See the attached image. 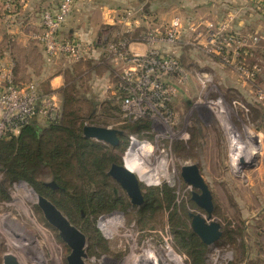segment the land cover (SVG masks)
I'll return each mask as SVG.
<instances>
[{
  "label": "rangeland",
  "instance_id": "rangeland-1",
  "mask_svg": "<svg viewBox=\"0 0 264 264\" xmlns=\"http://www.w3.org/2000/svg\"><path fill=\"white\" fill-rule=\"evenodd\" d=\"M110 32L102 40L119 35L110 37ZM135 42L144 43L147 49L146 41ZM191 42H183L184 48L198 49V45L193 44L195 41ZM198 51L191 49L192 57L185 54L188 52L179 55H184L189 78L178 86L168 105L173 117L171 123L161 121L158 112L144 116L141 123L127 122L113 85L117 61L102 56L94 58L99 66L89 77V88H84L96 102V107L84 125L122 130L120 149L113 150V153L123 163L122 157L129 149L125 163L142 179V192L146 188L169 187L175 198L170 207L163 203V208L147 222L139 223L137 209L144 203L139 206L131 204L124 189L109 175L113 194L123 200L122 204L91 214L82 210L84 219L61 199L58 192L52 193L53 200H49L66 217L62 206L69 211L77 223L72 224L80 229L86 220L85 223H90L102 238L101 246L91 247L90 239L85 236L87 264H134L136 257L142 258L143 264H153L147 253L152 250L163 264H180L177 254L184 264H190L176 243L172 222L181 221L191 231L189 213L198 212L204 217L207 213L191 200V192L199 190L186 184L180 175L181 166L186 164L198 165L212 195L211 219L221 225L220 239L211 245L205 244L204 264H256L257 259V264H264V104L257 101L249 79L239 75L229 64L205 58ZM233 61L238 59L230 62ZM201 79H205L204 87ZM256 82L264 87V72H258ZM107 99H112L119 110L105 111L102 103ZM216 100L222 109L219 112L211 107L210 102ZM124 125L128 126L122 128ZM136 126L143 127L137 131ZM135 134L136 139L130 147V136ZM91 140L106 148L113 147ZM239 145L248 158L242 156ZM240 158L248 163L240 166ZM1 180L4 181L2 172ZM37 180H43L45 185L52 181L46 172L40 173ZM6 183L9 199L0 201V264L6 254L12 255L20 264H67L69 248L57 230L46 222L36 199L24 196L22 186L32 187L22 180ZM228 235L234 240L226 243L222 237L227 239Z\"/></svg>",
  "mask_w": 264,
  "mask_h": 264
},
{
  "label": "built area",
  "instance_id": "built-area-1",
  "mask_svg": "<svg viewBox=\"0 0 264 264\" xmlns=\"http://www.w3.org/2000/svg\"><path fill=\"white\" fill-rule=\"evenodd\" d=\"M76 0H60L55 11L44 10L40 13L38 29L30 32V40L42 46L47 61L63 59L66 68L86 58H96L95 50L91 44H82L76 41L60 39L58 33L72 12ZM17 0H0V6L5 10L16 8ZM136 14L134 10H125L122 17L125 19ZM182 24L180 18L175 16L168 23L160 27H150L139 34L138 40H144L147 49L138 52L128 48L127 39L102 40L99 47L106 60L117 61L114 70L113 83L116 96L120 99V108L129 121L147 117L151 112H158L161 121L172 122L173 117L168 110L172 97L178 86L189 78V71L181 63L179 55L175 52H165L159 47L161 43L176 45L180 41ZM207 30V44H198V47L207 55H214L218 60L232 66L239 75L251 81V87L257 95V101L264 104V87L256 82V75L262 70L261 63L255 61L246 63L240 58L239 39L232 34L224 33V26L213 27ZM130 28L127 31H132ZM259 37L252 36L251 43H257ZM189 38L185 44H192ZM236 62H230L231 60ZM204 87L205 79L200 80ZM212 108L221 111L219 101H211ZM62 113L61 100L54 93H41L38 85L33 81H18L12 72H8L3 85L0 87V139L15 136L20 129L30 123L45 126L59 120ZM164 114V116H162ZM137 136H130V147ZM137 141H139L137 139ZM129 147V148H130ZM129 149L122 157L123 163ZM169 247V246H168ZM167 247V248H168ZM171 248V247H169ZM173 251V249H172ZM174 252V251H173ZM156 262L161 258L152 250ZM146 253V255H147ZM177 254L176 252H174ZM180 264H184L182 257ZM145 256V255H144ZM143 256V257H144ZM136 257L134 264H141ZM143 263V262H142ZM177 264V263H176Z\"/></svg>",
  "mask_w": 264,
  "mask_h": 264
},
{
  "label": "trees",
  "instance_id": "trees-1",
  "mask_svg": "<svg viewBox=\"0 0 264 264\" xmlns=\"http://www.w3.org/2000/svg\"><path fill=\"white\" fill-rule=\"evenodd\" d=\"M143 30L139 27L124 31L115 39L135 41ZM179 59L184 65V55ZM82 66L85 69H81ZM98 66L94 58L89 57L72 63L63 70L64 84L58 89L62 109L59 120L45 126L30 123L23 126L17 135L0 139V172L4 176V181H0V201L9 199L6 182L22 180L48 199H52V193L58 192L61 199L69 203L81 218L82 210L86 209L91 214L122 204L123 200L113 194L107 174L112 163L121 164L119 157L113 153V150L120 149V145L106 148L101 143L82 136V127L93 116L96 107V102L88 96L86 90L89 88V77ZM110 74L112 75L111 72ZM84 76L86 77L83 78ZM38 87L41 93L51 92L47 82L38 84ZM102 105L108 112L119 110L112 99L103 101ZM127 122L137 124L143 121L139 119ZM142 127L135 128L140 131ZM42 172L50 176L57 188H50L43 180H37ZM143 198L144 205L137 209L139 223L147 222L156 211L163 208V203L170 207L175 195L169 187H155L146 188ZM62 207L70 222L75 224L69 211ZM85 221L79 227L90 239V246H101V236ZM172 230L177 245L185 252L190 264H204L207 246L181 221L172 222ZM222 238L226 243L234 240L229 235L227 239ZM243 255L246 257V250Z\"/></svg>",
  "mask_w": 264,
  "mask_h": 264
},
{
  "label": "crops",
  "instance_id": "crops-1",
  "mask_svg": "<svg viewBox=\"0 0 264 264\" xmlns=\"http://www.w3.org/2000/svg\"><path fill=\"white\" fill-rule=\"evenodd\" d=\"M59 1L17 0L16 8L11 10L0 6V87L11 71L18 81H33L37 85L47 82L50 93L61 100L58 89L64 84V60L47 61L42 46L30 40V32L39 27L40 13L55 11ZM125 10H134L136 14L125 19L122 17ZM175 16L182 24L180 41L176 45L161 43L159 47L163 51L178 55L188 52L185 54L192 57L191 49L198 51L200 48H184L186 40L190 38L195 41L193 44L205 45L207 27L223 25L224 33L232 34L240 41L239 59L246 63L259 61L264 72V0H76L58 36L93 45L96 47L93 55L98 57L99 45L109 31L110 37H114L130 28L160 27ZM252 36L259 37L257 43H251ZM128 48L138 52L146 50L144 43L135 41L128 42ZM197 53L211 60L217 59L213 54L205 55L201 49Z\"/></svg>",
  "mask_w": 264,
  "mask_h": 264
},
{
  "label": "water",
  "instance_id": "water-1",
  "mask_svg": "<svg viewBox=\"0 0 264 264\" xmlns=\"http://www.w3.org/2000/svg\"><path fill=\"white\" fill-rule=\"evenodd\" d=\"M122 133V130L118 128L94 124H85L82 127V136L84 138L95 139L113 147L119 144ZM239 161L242 166L246 165L243 158H240ZM107 174L124 189L131 204L139 206L144 203L140 186L142 179L124 163H112ZM180 175L186 184L199 190V192H191V200L207 213L206 217L198 212L189 213L191 231L204 244L211 245L220 239L222 231L220 223L211 219L213 203L210 190L202 178L197 164L182 165ZM46 185L53 189L57 188L53 181L46 183ZM30 190L34 193L36 204L40 208L46 222L57 230L58 236L69 248V253L66 256L67 264H87L85 261L86 238L84 233L72 224L48 198L36 193L32 188ZM3 264L20 263L12 255L6 254L3 256Z\"/></svg>",
  "mask_w": 264,
  "mask_h": 264
},
{
  "label": "bare ground",
  "instance_id": "bare-ground-1",
  "mask_svg": "<svg viewBox=\"0 0 264 264\" xmlns=\"http://www.w3.org/2000/svg\"><path fill=\"white\" fill-rule=\"evenodd\" d=\"M239 147H240V145H239ZM236 148H237V150H239L238 147H236ZM236 148H235V149H236ZM240 151H241L242 156L245 155V157L248 158V155H247L246 151H243V150L241 149V147H240ZM244 161H245V163H246V162L248 163V161H246V160H244ZM125 165H126L129 169H131L127 164H125ZM240 166H242V165L240 164ZM131 170H132V169H131ZM132 171H133V170H132ZM22 188H23V192H24V196H25V198H28V199H35L34 193L30 190V188H27L25 185H23ZM149 254H152V255H151V259H152V263H153V264H163L162 261H160V259H158V263L156 262V257H155V255H154L153 253H149ZM145 256H146V254H145ZM139 260H141V264H143V263H142V258L139 259Z\"/></svg>",
  "mask_w": 264,
  "mask_h": 264
}]
</instances>
